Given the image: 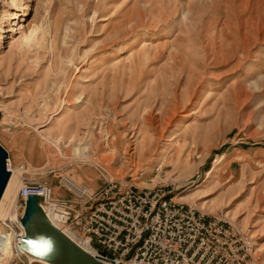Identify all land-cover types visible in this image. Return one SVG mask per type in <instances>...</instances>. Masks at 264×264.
Listing matches in <instances>:
<instances>
[{
  "label": "rangeland",
  "instance_id": "rangeland-1",
  "mask_svg": "<svg viewBox=\"0 0 264 264\" xmlns=\"http://www.w3.org/2000/svg\"><path fill=\"white\" fill-rule=\"evenodd\" d=\"M0 146L74 210L107 177L155 188L264 264V0H0Z\"/></svg>",
  "mask_w": 264,
  "mask_h": 264
},
{
  "label": "built area",
  "instance_id": "built-area-1",
  "mask_svg": "<svg viewBox=\"0 0 264 264\" xmlns=\"http://www.w3.org/2000/svg\"><path fill=\"white\" fill-rule=\"evenodd\" d=\"M8 163L6 155L5 166ZM28 194L35 195L44 214L43 207L56 215L58 225L82 233L93 256L107 264H258L251 237L225 216L174 202L155 188L104 178L99 189L85 195L84 212L74 210L77 201L55 199L44 184L22 181L17 197L24 203ZM16 229L13 236L19 245L24 231L18 225Z\"/></svg>",
  "mask_w": 264,
  "mask_h": 264
},
{
  "label": "water",
  "instance_id": "water-1",
  "mask_svg": "<svg viewBox=\"0 0 264 264\" xmlns=\"http://www.w3.org/2000/svg\"><path fill=\"white\" fill-rule=\"evenodd\" d=\"M6 155L0 146V196L9 176L5 166ZM19 220L24 231L19 247L29 254L49 264H107L80 248L56 228L41 210L35 195L26 196ZM101 253L110 257L106 252Z\"/></svg>",
  "mask_w": 264,
  "mask_h": 264
},
{
  "label": "bare ground",
  "instance_id": "bare-ground-1",
  "mask_svg": "<svg viewBox=\"0 0 264 264\" xmlns=\"http://www.w3.org/2000/svg\"><path fill=\"white\" fill-rule=\"evenodd\" d=\"M35 32L36 30H34L31 34H22V46H29L30 43L35 42V44L37 43V45L39 44L38 42L35 41V38H33V36L35 37ZM8 157V161L9 163L6 164V168L9 172V176L7 179V182L5 184V187L3 189V192L0 196V223H6L8 222L9 225L12 226L13 220L14 222H16V225H18L20 227L21 230H23L22 225L20 223V217L23 211V207L21 210V213L19 215H17V217L15 218L14 216H12V213L9 212V209H11V206L14 207V201L15 198L18 194V189L21 185V176L24 172H22V170H20L19 168H17L16 170L13 169L12 165H11V160ZM23 169V168H22ZM66 187H68L69 189H74L77 191H81L83 188L82 186H78V184L73 183L71 180L66 179ZM44 212H45V216L48 218V220L56 227L58 228L67 238H69L70 240H72L74 243H76L80 248H82L83 250H85L86 252H88L89 254L94 255V251L91 248V246L89 245V243L87 242V238H83V237H77L75 236L74 233H72L71 231H69L67 228L61 227L60 225H58L55 222V218L56 215H53V213L48 209V208H44ZM11 220V222H10ZM10 226V229L7 230L6 232H3L2 234H0V255L3 257H11L12 255H23L25 256L28 260H39V261H44L36 256H33L31 254H29L28 252L20 249L19 245L17 244V240H18V236L15 237L13 236L14 230L13 228ZM21 234H23V231H21ZM14 238V239H13ZM13 257V256H12ZM16 257V256H15ZM2 258L0 257V260ZM45 262V261H44ZM47 263V262H46ZM49 264V263H48Z\"/></svg>",
  "mask_w": 264,
  "mask_h": 264
}]
</instances>
